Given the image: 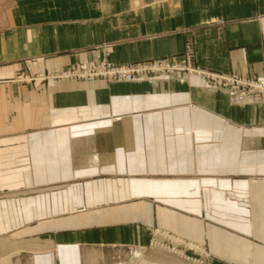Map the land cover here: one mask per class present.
<instances>
[{"label":"crops","instance_id":"crops-1","mask_svg":"<svg viewBox=\"0 0 264 264\" xmlns=\"http://www.w3.org/2000/svg\"><path fill=\"white\" fill-rule=\"evenodd\" d=\"M186 46L259 75L264 0H0V264H264V102L193 75L50 77Z\"/></svg>","mask_w":264,"mask_h":264},{"label":"built area","instance_id":"built-area-1","mask_svg":"<svg viewBox=\"0 0 264 264\" xmlns=\"http://www.w3.org/2000/svg\"><path fill=\"white\" fill-rule=\"evenodd\" d=\"M184 71L187 74L197 73L213 79L215 85L217 84V86L222 87L227 92L228 100L231 103L264 102V71L255 77H248L245 75L204 70L196 65L191 47L189 46H186L181 60L177 63L165 60H150L124 66H111L105 63L102 67L84 68L83 70L71 69L69 72L62 73V75L69 77H84L87 75L100 74L108 77L116 76L118 78L131 79L146 74H172ZM160 236L167 240L169 245L168 249L170 247L176 254L179 252L176 249L177 246L172 244L173 240L179 238L163 232L160 233ZM181 245L193 249L192 245L186 242L181 243Z\"/></svg>","mask_w":264,"mask_h":264},{"label":"rangeland","instance_id":"rangeland-1","mask_svg":"<svg viewBox=\"0 0 264 264\" xmlns=\"http://www.w3.org/2000/svg\"><path fill=\"white\" fill-rule=\"evenodd\" d=\"M181 60V59H180ZM179 60V61H180ZM150 61V60H148ZM177 61V62H179ZM142 62H146V61H142ZM176 62V63H177ZM105 63H108L110 64L111 66H124V65H113L112 63H110L109 61H104L102 62L101 64H98V65H90V66H83V67H77V68H68V69H65L61 72L58 73L57 77L58 78H67V79H77V80H81V79H92V78H105V79H109V80H127L125 78H118L116 76H113V77H108V76H105V75H100V74H95V75H87V76H84V77H69V76H63L62 73H66V72H69V70L71 69H76V70H83L84 68H95V67H102ZM137 63H140V62H137ZM135 64V63H133ZM129 65V64H127ZM197 65V64H196ZM204 70H207V69H204ZM210 71V70H209ZM172 74H180L182 75L183 77H188V76H199L201 78H203L205 81H207L208 83H210L212 86L214 87H217V88H220V89H223L222 87H219L217 86V84L215 85L213 83V79H210L209 77H206V76H202L201 74H197V73H191V74H187L185 71L184 72H175V73H172ZM261 74V73H260ZM154 75H168V74H161V73H155V74H149V75H143V76H136V77H133L131 79H145V78H149L151 76H154ZM171 75V74H169ZM54 76L56 75H50L51 78H53ZM31 77H27V76H24V77H20V81H29L31 80L30 79ZM39 78H44V77H39ZM227 93V92H226ZM164 233V231H162ZM161 231L159 230H154L151 235H150V238H151V241L149 242V244H151L150 246H155L157 247L158 249H161L163 251H169L170 253H174L171 248L169 247L168 249V243H167V240H165V238H160V233H162ZM156 238V239H155ZM154 239V240H153ZM153 240V241H152ZM184 241L182 239H175L172 241V244L173 245H181V243H183ZM193 247V245H192ZM176 254V253H174Z\"/></svg>","mask_w":264,"mask_h":264}]
</instances>
